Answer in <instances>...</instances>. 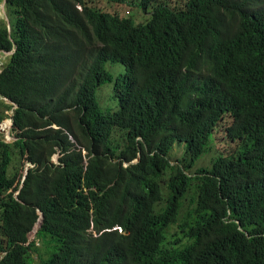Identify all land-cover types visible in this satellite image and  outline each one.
Listing matches in <instances>:
<instances>
[{
  "label": "trees",
  "instance_id": "16d2710c",
  "mask_svg": "<svg viewBox=\"0 0 264 264\" xmlns=\"http://www.w3.org/2000/svg\"><path fill=\"white\" fill-rule=\"evenodd\" d=\"M98 1H7L0 264H264V0Z\"/></svg>",
  "mask_w": 264,
  "mask_h": 264
},
{
  "label": "rangeland",
  "instance_id": "374dc122",
  "mask_svg": "<svg viewBox=\"0 0 264 264\" xmlns=\"http://www.w3.org/2000/svg\"><path fill=\"white\" fill-rule=\"evenodd\" d=\"M167 2L170 3V5H175L176 3L180 2V0H166ZM5 4V0H0V20H6L7 19V9L4 8ZM95 7H100V8H104V9H108L110 7V4L105 1V0H100L98 2H96ZM111 9H115L120 15H125L128 12H125L126 10L129 11V13H132V18L134 19V21L139 22L141 20H144L147 16L148 13L143 12L142 10H136L135 8H130V7H125L123 5H114L113 7H111L109 10ZM6 11V12H5ZM129 15V14H128ZM8 56L9 54L6 53H0V71L3 69V67L7 64L8 62ZM120 67V66H119ZM117 65L111 66V70H113L114 72H116V70H120ZM109 88L108 86H103L99 89V99H97V103L99 106H101V103H105L107 104L109 101ZM0 101H4L7 104H9L7 101H5L4 99H2L0 97ZM116 103V102H114ZM7 116L11 117V115L13 114L12 111H6L5 113ZM7 120V119H6ZM11 120V119H10ZM5 121V120H4ZM3 124V123H2ZM1 124V125H2ZM0 125V135L3 137V139L7 142H12L13 141V136L11 133V129H12V125L10 126V129L5 132ZM226 128H227V122H225L224 127H220L217 130L216 135L214 136V141L212 144V148L209 152H207V154L204 156V159H201L199 162V166H206L210 164V160L213 159V157L215 156V154L217 152H221L224 153L225 156H229L231 154H234L235 152H239L238 147H239V143L231 141L228 137H226ZM183 152V146H177L175 147L174 151L172 152L171 156H172V160H175L177 157L181 156ZM52 162L56 163V159L55 157L52 158ZM122 165L125 167L127 166V163H123ZM28 166V165H27ZM185 212H187L190 209V206L188 204V201L185 204ZM36 245H37V251H33L32 256L34 257L35 261H38L39 256H43L44 257V253H45V246L43 245V243L37 239L36 241ZM3 253H0V255H2Z\"/></svg>",
  "mask_w": 264,
  "mask_h": 264
},
{
  "label": "bare ground",
  "instance_id": "6f19581e",
  "mask_svg": "<svg viewBox=\"0 0 264 264\" xmlns=\"http://www.w3.org/2000/svg\"><path fill=\"white\" fill-rule=\"evenodd\" d=\"M4 6V5H3ZM6 12V11H5ZM7 121V123L6 124H2L1 125V128L5 131V132H7L9 129H10V126H11V120L10 119H7L6 120ZM8 133V132H7Z\"/></svg>",
  "mask_w": 264,
  "mask_h": 264
},
{
  "label": "water",
  "instance_id": "95a60500",
  "mask_svg": "<svg viewBox=\"0 0 264 264\" xmlns=\"http://www.w3.org/2000/svg\"><path fill=\"white\" fill-rule=\"evenodd\" d=\"M7 1L8 0H5V4H4V8H6V5H7ZM7 22L10 24V19L7 17ZM6 53V52H5ZM13 52H10V53H6V54H9V55H11ZM7 102H9V103H11L8 99H5ZM137 161H138V159H137ZM136 161V162H137Z\"/></svg>",
  "mask_w": 264,
  "mask_h": 264
},
{
  "label": "clouds",
  "instance_id": "9594fccd",
  "mask_svg": "<svg viewBox=\"0 0 264 264\" xmlns=\"http://www.w3.org/2000/svg\"><path fill=\"white\" fill-rule=\"evenodd\" d=\"M2 53H3V52H2ZM4 53H5V52H4ZM6 53H8V52H6ZM2 99L5 100L6 98H2ZM8 100H9V99H8ZM5 101H6V100H5ZM9 101H10V100H9ZM10 102H11V101H10ZM8 103H9V102H8ZM9 104H10V103H9ZM0 125H1V124H0ZM11 125L13 126L12 119H11ZM13 141H14V139H13ZM13 141H12V142H13ZM54 157H55V159H56V156H54ZM139 160H140V159L138 158V161H137V159H136L133 163H136V161L139 162Z\"/></svg>",
  "mask_w": 264,
  "mask_h": 264
}]
</instances>
